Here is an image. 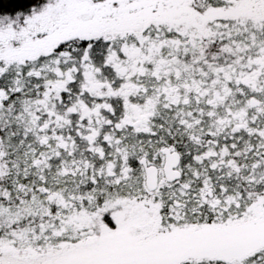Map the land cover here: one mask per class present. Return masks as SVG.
Returning <instances> with one entry per match:
<instances>
[{"label":"snow or ice","instance_id":"6c2138e0","mask_svg":"<svg viewBox=\"0 0 264 264\" xmlns=\"http://www.w3.org/2000/svg\"><path fill=\"white\" fill-rule=\"evenodd\" d=\"M0 264H264V0H0Z\"/></svg>","mask_w":264,"mask_h":264},{"label":"trees","instance_id":"16d2710c","mask_svg":"<svg viewBox=\"0 0 264 264\" xmlns=\"http://www.w3.org/2000/svg\"><path fill=\"white\" fill-rule=\"evenodd\" d=\"M16 7H18V6H16V5L8 6V7L4 8L2 11H4V12L14 13Z\"/></svg>","mask_w":264,"mask_h":264}]
</instances>
